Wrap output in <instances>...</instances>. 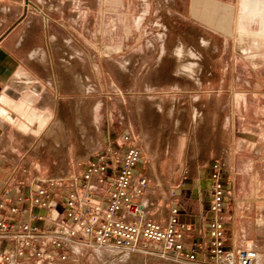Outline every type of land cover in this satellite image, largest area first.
Listing matches in <instances>:
<instances>
[{
	"label": "rangeland",
	"instance_id": "rangeland-1",
	"mask_svg": "<svg viewBox=\"0 0 264 264\" xmlns=\"http://www.w3.org/2000/svg\"><path fill=\"white\" fill-rule=\"evenodd\" d=\"M21 1L45 19L51 63L74 65L82 86L75 100L65 95L33 121L37 141L16 127L4 131L1 153L28 161L41 178L67 174V161L85 159L105 133L116 141L131 131L146 149L150 174L168 190L216 156L224 133L227 142L232 137L233 118L244 106L235 96L251 101L253 127L264 126L261 0H253V15L246 0H214L232 6L230 22L223 9L205 17L204 0L197 6L194 0ZM242 32L260 40L253 48L246 40L256 60L239 49Z\"/></svg>",
	"mask_w": 264,
	"mask_h": 264
},
{
	"label": "built area",
	"instance_id": "built-area-1",
	"mask_svg": "<svg viewBox=\"0 0 264 264\" xmlns=\"http://www.w3.org/2000/svg\"><path fill=\"white\" fill-rule=\"evenodd\" d=\"M120 138L123 149L95 152L79 163L80 175L38 178L26 189L4 183L0 264H255V250L226 242L221 211L232 189L221 161L211 167L207 230L188 246L187 234L196 233L179 219L178 205H171L166 221L150 214L154 200L151 177L141 170L144 147L131 131Z\"/></svg>",
	"mask_w": 264,
	"mask_h": 264
},
{
	"label": "crops",
	"instance_id": "crops-1",
	"mask_svg": "<svg viewBox=\"0 0 264 264\" xmlns=\"http://www.w3.org/2000/svg\"><path fill=\"white\" fill-rule=\"evenodd\" d=\"M202 1L194 0V5L197 6ZM261 1L264 4V0ZM203 2L205 17L209 16V9H213L214 12L223 9L227 12L225 18L231 21L233 9L231 5L214 0ZM246 2L250 5L247 7L248 11L253 15V11L250 10L253 7L251 5L253 0H246L245 4ZM211 19L215 20V14ZM45 26V19L24 7L21 0H0V191L5 180L21 179L22 183L18 181L16 184L26 189L30 186L27 183L30 179L32 184L35 179L41 178L40 173L33 170L28 161L23 163V160L18 161L16 158L8 160L1 153L4 131L16 127L19 135L30 136L33 142L37 141L39 133L31 126L41 112L48 113L54 110L51 105L64 103L62 99L65 95L75 100L77 95L81 94V80L75 66L71 64L68 69H65V66L63 69L51 63L49 38L46 34L48 28ZM220 27L219 22L218 28ZM239 35L241 37L239 49L244 53L250 51L252 59L256 60L257 55L248 49L246 40L249 39L251 48L253 45L260 47V40H256L255 34L242 32ZM233 102L244 106L238 117L236 115L233 118L232 137L228 134L230 138L227 142V135L223 134L216 156H210L201 164L198 167L201 169L196 174L183 176L181 182L185 178L189 179L184 181L183 187L166 186L168 190H164L161 183L156 180L162 178L154 174L152 177L150 174L146 156L141 170H145L151 179H154V184L150 186L154 200V207L150 209L151 216L166 221L171 205H178L179 219L193 227L196 233V235L187 234L186 243L189 246L196 239H201L197 236V232L207 230L204 227V220L210 216L207 207L211 200V167L213 161H221L224 165L226 186L232 189V200L221 211L225 221L227 245L255 250L258 254L255 264H264V143L262 141L264 126L260 124L253 127V114L247 113V106L251 103L247 97L235 96ZM43 117L46 118L47 114ZM20 121L24 123L21 125L22 128L27 129L29 126L27 131L19 127ZM47 134L51 135L50 131ZM121 134L122 131L118 133L119 137ZM102 138L103 143L99 142L98 149L89 152L85 159L76 160L75 163L72 159L67 161L68 172L67 174L62 172L61 176L80 175L82 165L79 163H84L95 152L102 151L108 146L124 148L121 138L113 141L108 133ZM70 145L71 142L68 146ZM74 165L79 169L78 173L74 171ZM260 170H262L261 174ZM152 186L158 188L160 186V190H153ZM103 190L104 187H100L97 191ZM174 190L177 191V195L172 197ZM203 213L206 216L203 217Z\"/></svg>",
	"mask_w": 264,
	"mask_h": 264
}]
</instances>
